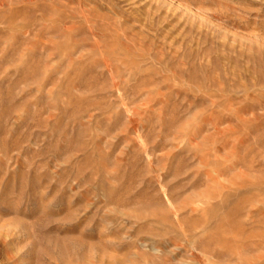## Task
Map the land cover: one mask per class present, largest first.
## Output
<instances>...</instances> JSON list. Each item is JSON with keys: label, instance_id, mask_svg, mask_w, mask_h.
<instances>
[{"label": "rangeland", "instance_id": "obj_1", "mask_svg": "<svg viewBox=\"0 0 264 264\" xmlns=\"http://www.w3.org/2000/svg\"><path fill=\"white\" fill-rule=\"evenodd\" d=\"M0 264H264V0H0Z\"/></svg>", "mask_w": 264, "mask_h": 264}]
</instances>
